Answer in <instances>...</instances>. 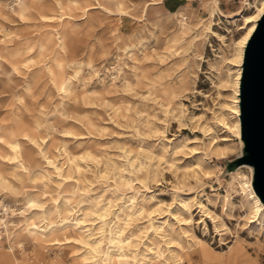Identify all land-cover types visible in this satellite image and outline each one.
Instances as JSON below:
<instances>
[{"label":"rangeland","instance_id":"1","mask_svg":"<svg viewBox=\"0 0 264 264\" xmlns=\"http://www.w3.org/2000/svg\"><path fill=\"white\" fill-rule=\"evenodd\" d=\"M16 1L0 0V247L11 264H102L82 244L105 238L99 215L122 230L129 264H176L182 252L189 264H264V217L233 132L241 20L210 25L206 0H23L22 17ZM58 5L70 20L56 19Z\"/></svg>","mask_w":264,"mask_h":264},{"label":"bare ground","instance_id":"2","mask_svg":"<svg viewBox=\"0 0 264 264\" xmlns=\"http://www.w3.org/2000/svg\"><path fill=\"white\" fill-rule=\"evenodd\" d=\"M162 1L164 0H159L158 2H153L149 3L148 5H157V4H161ZM248 0H243L242 2V8L249 10V13L247 15H243L242 11H237L233 14H229V15H225L220 7H219V2L218 0H206V3H204L202 9L205 10V12L207 13V17H206V21H209V24L212 25V21L214 20L216 17L218 20H224L226 23H235L238 20H241L242 22V26L241 28H239L238 30L241 31V36L239 41L237 42V50H236V57H235V63L237 65V67H242V61H243V54H244V49L246 44L248 43L253 31L255 30L257 21L260 19V17L263 15L264 13V0H253L252 3H248ZM15 5L17 6V13L19 14V16H23L26 14L27 12V8L23 2V0H17ZM59 8V12L58 14V21L61 23L63 22L65 19L70 20L71 18L69 16H65V14H63L62 12V7L58 5ZM15 12V11H14ZM146 15V11L144 10L143 13V18H145ZM20 18V17H19ZM41 21H48V23H50L51 19L41 16L40 17ZM55 19V20H56ZM203 22V23H205ZM56 30V29H55ZM240 34V33H239ZM56 41L54 43V47L57 51H55L54 54H59V53H63L64 48H65V42H64V37H61L58 33V31L56 32ZM219 37V36H218ZM137 50V49H136ZM131 51V50H130ZM241 64V65H240ZM78 65V64H77ZM69 67H74V63H71L69 65ZM70 69V68H69ZM77 69V68H76ZM81 69V68H80ZM239 69V68H238ZM76 71V70H75ZM73 73V72H72ZM75 73V72H74ZM237 78L235 79V97H234V111H233V115L235 118V123L233 126V132L234 135L236 137V139H238L239 141V145L242 147V142L240 140V122H239V85H238V80L241 77L240 76V70L237 71ZM72 76V75H71ZM74 76H72L73 78ZM69 81H71V79H69ZM69 81H67L69 83ZM240 83V80H239ZM67 86V85H66ZM61 91L67 95L70 92V89L66 88L64 86V84H62L60 86ZM238 95V98H237ZM224 123V122H223ZM219 125V124H218ZM222 125V123H221ZM223 127L227 130L230 131V128H228L226 126V124H223ZM222 127V128H223ZM209 130V129H208ZM226 141V139H225ZM10 149L13 151L14 153V160L17 159V153L21 154L22 153V145L20 143L17 142H13V143H8ZM40 146V145H39ZM10 150V151H11ZM222 154V153H221ZM240 156V155H239ZM20 158V156H18ZM13 159V158H12ZM11 159V160H12ZM15 162L18 163V161L16 160ZM23 163V162H22ZM49 163V162H47ZM19 164V163H18ZM51 164V163H50ZM21 165V164H20ZM24 165V164H23ZM56 167V166H55ZM244 167V166H243ZM24 168V167H22ZM21 168V169H22ZM241 168V167H240ZM249 168V167H248ZM57 171V174L60 173L59 169L55 168ZM249 170L252 173V170L249 168ZM26 172V171H25ZM56 175V174H55ZM60 175V174H59ZM58 175V176H59ZM202 176V175H201ZM206 176V175H205ZM63 178V177H62ZM248 188V194L250 199L254 202L255 204V218L257 216L262 215L264 217V205L260 202V200L258 199V197L255 195L253 188H252V177H251V183H249L247 185ZM118 193V192H117ZM190 204V203H189ZM190 206V205H189ZM184 207V206H183ZM5 210H7V207H4ZM128 208V207H127ZM130 208L132 209V207L130 206ZM129 209V208H128ZM127 209V210H128ZM130 214L132 215H127L125 214V220L123 219V221L126 223V227L128 224V222H130L132 219V216L134 215L132 213V211L129 209ZM149 211V210H148ZM128 212V211H127ZM105 213V211H104ZM129 213V212H128ZM143 215V214H142ZM71 216V215H70ZM135 216V215H134ZM153 217V216H152ZM151 217V218H152ZM96 218V217H95ZM108 218V217H107ZM106 218V216H100L98 217L99 220V224H101L100 227V233L102 235H106L105 238H103V241H95L93 243H89V242H85L82 243L84 244V246L87 248L88 250V256H89V260L93 263L96 261L97 258L101 259V263L102 264H129L128 260L129 258L127 257V255L124 253V248L126 247L125 244L126 242H124V240L122 239V230L116 226V224L114 223L112 228H110V230L108 231V227H109V223H108V219ZM117 218V217H116ZM118 219V218H117ZM128 219V220H127ZM84 222V221H83ZM187 223V221H185ZM112 223V221H111ZM148 223V229L150 230V232H154L156 233L157 229L160 227H154L153 223H152V219H149L147 221ZM179 223V222H178ZM180 224V223H179ZM205 224V223H204ZM87 225V224H86ZM125 225V224H124ZM62 226V225H61ZM206 228V227H205ZM127 229V228H126ZM30 230V228H29ZM32 230H37V227L32 225ZM45 231V230H44ZM43 231V232H44ZM75 231V230H74ZM78 231V230H77ZM46 232V231H45ZM62 232V231H61ZM34 234V233H33ZM148 234V233H147ZM107 235L109 236V238L107 239ZM106 241V245H108V247L106 248V251H103L101 249V245L103 244V242ZM67 243V242H66ZM199 244V243H198ZM143 245V244H142ZM128 248V247H127ZM101 250L102 255H99V251ZM148 253H152L153 249L149 248L147 249ZM189 253L188 252H182L180 255H175L174 257L171 256L170 260L171 262H176V264H189L190 262V258H189ZM162 257L161 254L158 255L157 260L160 261V258ZM154 259L149 257V254L144 255V257L142 258L141 262H137V264H154ZM135 261V260H134ZM165 264H169L168 261H163ZM12 261L7 258V256L5 255V253L3 252L2 248L0 247V264H11ZM162 263V261H161ZM20 264V263H19ZM175 264V263H174Z\"/></svg>","mask_w":264,"mask_h":264},{"label":"water","instance_id":"3","mask_svg":"<svg viewBox=\"0 0 264 264\" xmlns=\"http://www.w3.org/2000/svg\"><path fill=\"white\" fill-rule=\"evenodd\" d=\"M239 83L241 154L252 168V188L264 205V13L245 46Z\"/></svg>","mask_w":264,"mask_h":264}]
</instances>
